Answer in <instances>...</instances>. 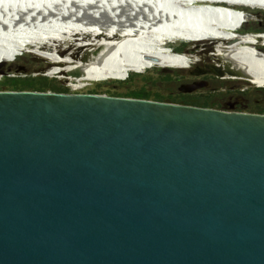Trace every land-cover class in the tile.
Listing matches in <instances>:
<instances>
[{"label": "water", "instance_id": "obj_1", "mask_svg": "<svg viewBox=\"0 0 264 264\" xmlns=\"http://www.w3.org/2000/svg\"><path fill=\"white\" fill-rule=\"evenodd\" d=\"M0 264H264V113L0 90Z\"/></svg>", "mask_w": 264, "mask_h": 264}, {"label": "bare ground", "instance_id": "obj_2", "mask_svg": "<svg viewBox=\"0 0 264 264\" xmlns=\"http://www.w3.org/2000/svg\"><path fill=\"white\" fill-rule=\"evenodd\" d=\"M236 5L264 8V0H0V59L29 46L28 51L68 63L63 69L79 87L85 80L121 79L127 70L153 65L185 67L189 57L169 49L167 41L222 37L226 45L217 53L225 71L263 85L264 56L250 44L264 45V32L232 34L230 28L250 16ZM73 35L100 37L98 49L82 61L60 59L55 42Z\"/></svg>", "mask_w": 264, "mask_h": 264}, {"label": "rangeland", "instance_id": "obj_3", "mask_svg": "<svg viewBox=\"0 0 264 264\" xmlns=\"http://www.w3.org/2000/svg\"><path fill=\"white\" fill-rule=\"evenodd\" d=\"M236 8L245 11L250 16L245 21L238 22L236 25L230 28V31L237 34H244L252 31L255 28H262L264 27V8L262 7H250L244 5H236ZM257 21V23H256ZM100 38V37H99ZM98 37L93 40V38H83L78 37L77 35H73L64 40L56 41L55 44L57 45L56 51L57 56L60 59H65L69 57L72 60H84L83 58L90 57L91 54L95 53L98 49V44L96 40L99 39ZM91 39V40H90ZM226 38H192L189 40L185 39H173L166 42L168 48L177 53H183L185 56L189 57L190 63H188L185 67H178V66H160V65H153L150 67L142 68L139 72L127 70L124 72L123 78H108L102 80H85L83 81L79 87H72L70 74L68 70H64L68 63L65 62H55L51 61L41 55L35 54L31 51V47H26L21 51H17L16 54L11 55L7 59H0V69L5 71H10V68L16 69L18 66L12 64V59L16 55H20L22 53L30 54L34 57L36 66H44L46 67L39 71L40 74L46 75L49 78L55 79L56 82H62L65 86H70L71 92L73 93H88V90L96 88L99 93H106V91H113L119 90L115 87H112V82H118L126 78L128 73H146L147 70L152 69L154 67H169V68H182L184 71L181 73L180 80L185 82L184 89L190 88L191 86H195L196 88L201 87L199 86L201 82L205 83V87H211L210 83L215 84L218 80H225L227 81V85L235 86L238 81L247 82L248 86H257L260 84L250 83L249 81L239 79L234 75H231L225 71L224 68V59L217 53L218 46L223 47L226 45L225 43ZM89 41L88 43L85 42ZM227 41V40H226ZM84 43V44H83ZM185 44V45H184ZM255 50L259 51L261 54H264V45L258 44H250ZM182 47L183 51H178L177 48ZM262 50V51H261ZM65 57V58H64ZM192 58V59H191ZM197 62L196 65L191 64V62ZM57 66V69L53 73H49L48 71L50 68ZM35 67V66H33ZM64 68V69H63ZM218 69H221L223 72H220ZM16 73V71H12ZM13 73V74H14ZM38 72H32L31 74H37ZM23 74V73H21ZM217 80V81H216ZM103 82H111L108 85H98L102 84ZM71 83V84H70ZM132 84V87H139L143 85V81L139 78L135 80ZM202 85V86H204ZM257 87H264L263 85ZM120 90H124V87H121ZM151 92H160L162 94H170L172 91L177 90V86L175 84H167V85H160L155 86V88H149ZM109 95V94H108ZM229 110V109H226Z\"/></svg>", "mask_w": 264, "mask_h": 264}, {"label": "trees", "instance_id": "obj_4", "mask_svg": "<svg viewBox=\"0 0 264 264\" xmlns=\"http://www.w3.org/2000/svg\"><path fill=\"white\" fill-rule=\"evenodd\" d=\"M253 31L264 32V27L255 28ZM177 50L183 51V48L178 47ZM257 52L264 56L259 51ZM11 63L16 64L18 67L16 69L10 68V71L0 69V74H2L0 76V90L71 92V89L62 82H56L55 79L40 74L39 71L43 70L46 65L36 66L37 63H35L34 57L30 54L22 53L16 55ZM12 71H16V73ZM36 71L38 72L37 74H31ZM183 71L184 69L182 68L154 67L147 70L146 73H128L125 79L110 84L112 87L119 89L118 91H106V93L113 96L152 99L218 109H229V105L233 104L234 109L231 110L264 113V87L248 86V83L244 81H238L235 86H232L227 85L225 80H216L217 83L213 85L210 83L211 87L190 91L184 89L186 84L180 80ZM9 73H14V75H7ZM139 78L143 81V85L132 87L134 85L132 83ZM109 83L111 82H103L102 84H97V86L108 85ZM167 84H175L177 90L172 91L170 94H162L158 91L151 92L149 90V88ZM121 87H124V90H120ZM88 93L99 92L94 88L88 90Z\"/></svg>", "mask_w": 264, "mask_h": 264}, {"label": "flooded vegetation", "instance_id": "obj_5", "mask_svg": "<svg viewBox=\"0 0 264 264\" xmlns=\"http://www.w3.org/2000/svg\"><path fill=\"white\" fill-rule=\"evenodd\" d=\"M261 51H262V50H261ZM191 64L196 65L197 62L194 61V62H191ZM204 84H205V83L201 82V84L199 85V86H201V87L195 88L193 91H196V90H199V89L205 88L206 85H204ZM202 85H204V86H202ZM228 108H229V110L234 109V105L231 104V105H229Z\"/></svg>", "mask_w": 264, "mask_h": 264}, {"label": "built area", "instance_id": "obj_6", "mask_svg": "<svg viewBox=\"0 0 264 264\" xmlns=\"http://www.w3.org/2000/svg\"><path fill=\"white\" fill-rule=\"evenodd\" d=\"M2 74H0V76H1ZM7 75H14L13 73H9V74H7ZM71 86V85H70ZM69 86V87H70ZM75 86L74 85H72V87L71 88H74Z\"/></svg>", "mask_w": 264, "mask_h": 264}]
</instances>
